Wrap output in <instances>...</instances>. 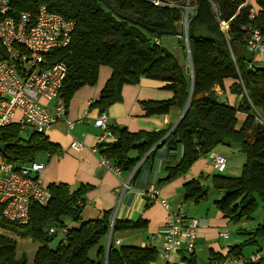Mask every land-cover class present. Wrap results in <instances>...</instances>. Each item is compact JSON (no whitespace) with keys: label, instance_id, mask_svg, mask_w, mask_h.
I'll return each instance as SVG.
<instances>
[{"label":"trees","instance_id":"obj_1","mask_svg":"<svg viewBox=\"0 0 264 264\" xmlns=\"http://www.w3.org/2000/svg\"><path fill=\"white\" fill-rule=\"evenodd\" d=\"M162 1L164 5L151 0H12L11 14L26 11L34 16L43 5L74 22L70 43L47 58L50 64L66 66L58 95L66 108L79 89L96 84L102 67L111 74L90 105L99 114L122 100L124 85L143 80L171 93L168 100L142 101L147 116L167 115L173 107L182 111L188 103L166 136L167 130L131 133L125 127H108L114 139L99 142L98 155L130 173L142 157L151 158L152 148L165 136L167 150L181 152L179 161L165 168L166 182L184 176L218 145L237 149L245 156L241 176L228 178L216 172L210 180L212 188L223 194L214 201L222 217L233 224L246 222L255 211V196L264 203V123L258 120V116L264 120V66L254 65L255 56L246 47L250 28L257 29L264 41V0H255L252 18L249 5L240 7L243 0ZM220 22H229L225 31ZM0 57H4L1 47ZM227 80L228 92L239 97L235 105L219 99L214 90L218 86L224 92ZM22 131L26 128L16 123L0 129V144H6L1 155L14 167L59 153L46 133L31 130L21 136ZM200 181L184 183L183 203L205 198ZM45 187L50 193L47 203H31L26 224L5 220L0 205V264L156 263L159 249L154 246L114 243L117 233L146 228V220L112 221L110 211L82 220L88 185L73 190L63 183ZM71 223L77 225L70 227ZM58 231L62 237L51 248L48 243ZM243 235V244L228 246L224 256L209 251V261L243 256L245 245L263 246L264 222ZM18 240H24L21 253ZM27 248L32 250L31 259ZM184 259L186 264L197 261L195 252Z\"/></svg>","mask_w":264,"mask_h":264},{"label":"built area","instance_id":"obj_2","mask_svg":"<svg viewBox=\"0 0 264 264\" xmlns=\"http://www.w3.org/2000/svg\"><path fill=\"white\" fill-rule=\"evenodd\" d=\"M12 0H0V47L4 57H0V129L16 123L22 129L30 128L37 133H46L57 120H64L68 127L67 108L58 95L66 76V66L61 62L48 63L57 49L70 43L74 22L61 14L49 11L41 5L32 16L26 11L12 15ZM154 5H164L162 0H151ZM249 4L245 2L243 6ZM255 11L250 8L252 18ZM228 22H220L221 30L225 31ZM252 54L264 55V41L259 31L249 29L246 44ZM84 118L76 122L83 121ZM258 120H264L258 116ZM93 125L104 129V138L113 140L106 128V114L102 112L94 120ZM81 150L83 144L73 139L70 145ZM212 169L217 173L224 172L226 158L213 151L207 154ZM100 166L115 175L121 173L120 168L111 161L99 156ZM129 173L130 179L138 165ZM45 164L39 161L28 165L14 167L6 162L0 153V205L5 220L26 224L31 203L45 205L50 193L43 184L39 174ZM129 187V180L122 182V189ZM156 190L148 189L146 196L156 198ZM159 204L168 210L165 199ZM207 226L201 219L187 217L181 212H169L164 227L160 231L162 244L158 256L164 264H186L185 257L193 254L196 246L197 230ZM223 238L229 236L226 230H218ZM116 245L120 242L116 240ZM206 264H264V247L248 257L232 256L223 260H211Z\"/></svg>","mask_w":264,"mask_h":264},{"label":"crops","instance_id":"obj_3","mask_svg":"<svg viewBox=\"0 0 264 264\" xmlns=\"http://www.w3.org/2000/svg\"><path fill=\"white\" fill-rule=\"evenodd\" d=\"M243 1H246L256 12L257 5L255 0ZM254 56V65L264 66V55L254 54ZM110 74L109 68H100L96 84L91 87L85 86L73 95L68 103L65 116L67 121L72 122L71 127H68L64 120H57L46 132L49 140L57 144L60 151L58 154L49 157L42 156V160H39V162L44 163L45 167L39 177L45 186L52 183H63L69 185L73 190L80 184L88 185L90 188L85 194L86 201L81 213L82 220L96 219L104 211L111 212L112 220L132 222L139 219L146 220V228L117 233L115 240H118L120 244H124L126 242L125 239L128 238L142 242L147 241L148 244L143 246L151 245L158 250L162 244L160 231L164 227L167 214L169 212L185 214L182 211L184 206L182 199L184 183L196 178L201 180L205 175L211 177L216 172L212 169L206 154L195 161L184 176L165 182L163 180L167 176L165 168L174 166L181 156L179 149L170 152L165 144L159 149H155L151 158L145 159V157H142L136 163L137 165L143 159L137 167L135 178L131 182L129 172H121L119 175H115L105 167L100 166L96 145L104 136V129L93 125V120L99 113L96 108H91L90 105L98 98ZM230 83L229 80L224 83V92L218 86H215L214 90L217 92L219 99L225 100L230 105H235L239 101V97L228 92ZM121 96L122 100L120 102L111 105L104 111L107 129L110 126H118L125 127L131 133L159 130H167L168 133L176 124L182 112L178 108L173 107L167 115L147 116L142 109V101H162L171 97L170 92L160 90L154 83L149 81L143 80L135 85H124L121 89ZM84 117L83 121L76 122ZM73 139L83 144L81 150H75L70 147ZM103 141L109 142L110 139L104 138ZM217 151L226 157L225 149L218 148ZM128 180L129 187L123 190L122 182H127ZM150 188L157 192L155 199H149L146 196V192ZM159 199H165L168 202V210H165L159 204ZM185 216L187 215L185 214ZM201 220L208 224L206 219ZM76 225L77 223H71L69 226ZM245 225L246 222L243 221L242 226ZM222 228L218 227L217 234L218 230ZM246 232L249 231H239L238 235H243ZM127 234H130V236L124 238ZM218 237L220 236L218 235ZM202 238H205L206 241H204L210 246V252L223 256L227 253L228 246L237 245L229 243L230 245L227 244L224 247H220L214 238V233L200 226L197 230L195 256L197 255V248L201 246L198 244L201 243ZM263 246L255 247L260 250ZM257 249L252 253L256 252ZM209 259L210 254L208 260L203 264H206ZM155 264L164 263L160 260Z\"/></svg>","mask_w":264,"mask_h":264},{"label":"rangeland","instance_id":"obj_4","mask_svg":"<svg viewBox=\"0 0 264 264\" xmlns=\"http://www.w3.org/2000/svg\"><path fill=\"white\" fill-rule=\"evenodd\" d=\"M245 2L246 1H244L240 5V7H243V4ZM29 131H31L30 128H26V131L24 132L22 131L20 135L24 136L27 133H29ZM218 148L225 149L224 152L226 155V169L220 175L224 177H228V178L240 177L241 172H242V167L245 163V156L242 154V152L237 149L225 147L223 145L216 146L213 149V152L219 154L217 151ZM38 160H42V156L39 157ZM200 183L207 191L205 198L200 200L197 203H194L193 201L185 202L182 208V211L189 217L198 218V219L199 218L206 219L208 221V224H207L208 226H205L204 228H207L210 230V232L214 233V238L216 242H218L220 247H224L229 243L240 244V245L243 244L245 236L238 235V232L239 231H251L255 227H257L259 224H262L264 222V203L260 201L257 195L255 196V204H256L255 211L252 213L250 219L246 221V225L242 226V222H239L238 224H233L226 218L222 217L218 209L215 207L214 201L220 199L223 196V194L212 188L210 176L205 175V177L201 179ZM218 227H223L222 230H226L228 232L229 237L227 239H222L218 237V234H217ZM128 236H130V234H127L126 236H124V238H127ZM61 237H62V233L61 231H58V233L50 239L48 243L49 247L54 248L57 245V243L60 241ZM19 240H18L19 243L17 246V252L21 253L24 240H21V241ZM125 240L126 242L124 244L126 245H137V246L142 245L143 246L145 244L146 245L148 244L147 241L142 242V241H138L137 239L133 240V238H128ZM204 240L205 238H202L200 241L201 243L199 242L200 244H198L199 246L200 245L201 246L197 248L196 250V253H197V255L195 256L197 259L196 264H203L205 263V261L208 260L210 246H208V244L205 242L206 240L205 241ZM257 248L258 247L248 246V245L242 246L243 257L250 256L252 252L256 250ZM24 250L26 251L29 259H31L32 250L30 248H27ZM160 260L161 258L158 256L156 259V263H158ZM28 263L30 262L28 261Z\"/></svg>","mask_w":264,"mask_h":264},{"label":"water","instance_id":"obj_5","mask_svg":"<svg viewBox=\"0 0 264 264\" xmlns=\"http://www.w3.org/2000/svg\"><path fill=\"white\" fill-rule=\"evenodd\" d=\"M187 9H188V7H186V11H187ZM187 13V12H186ZM186 17H187V15H185V20H184V28H185V30H186V28H187V20H186ZM189 61H190V59H189ZM187 105H188V103H186L185 104V106H184V108H183V110H182V112H181V114H180V116H179V118H178V120H177V122L179 121V119H180V117L182 116V114L184 113V111L186 110V108H187ZM176 122V123H177ZM175 125V124H174ZM165 137V136H164ZM164 137L152 148V150H155V149H159L162 145H163V140H164ZM5 147H6V144H0V153H3L4 152V150H5ZM113 221V220H112ZM109 242H110V234L108 235V244H109Z\"/></svg>","mask_w":264,"mask_h":264},{"label":"bare ground","instance_id":"obj_6","mask_svg":"<svg viewBox=\"0 0 264 264\" xmlns=\"http://www.w3.org/2000/svg\"><path fill=\"white\" fill-rule=\"evenodd\" d=\"M167 135V134H166Z\"/></svg>","mask_w":264,"mask_h":264}]
</instances>
